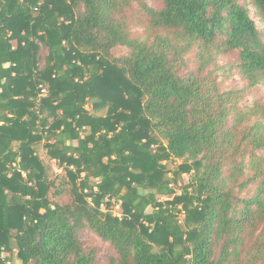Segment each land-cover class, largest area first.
<instances>
[{
	"label": "trees",
	"instance_id": "16d2710c",
	"mask_svg": "<svg viewBox=\"0 0 264 264\" xmlns=\"http://www.w3.org/2000/svg\"><path fill=\"white\" fill-rule=\"evenodd\" d=\"M154 2L0 0V264H97L84 231L106 264H264V27L242 0Z\"/></svg>",
	"mask_w": 264,
	"mask_h": 264
},
{
	"label": "rangeland",
	"instance_id": "374dc122",
	"mask_svg": "<svg viewBox=\"0 0 264 264\" xmlns=\"http://www.w3.org/2000/svg\"><path fill=\"white\" fill-rule=\"evenodd\" d=\"M143 3H145L149 7H157L154 0H142ZM246 4L247 10L249 12V16L254 20L258 28H263L264 25L260 22V15L259 13L253 8L251 5L250 0H242ZM137 4L133 5V8L131 9L130 13L134 16L135 20H138L141 17V11L139 10V7L136 6ZM134 36H137L141 32V28H133L132 30ZM113 55L115 57H121L127 53V50L125 48L118 47L113 50ZM46 52L44 49L39 54V66L41 67L44 64V56ZM224 60L220 61V64H224ZM225 86H230L233 89L241 88L243 86V83L239 80L237 76L232 77V79L225 84ZM254 100L263 101L264 100V87L258 86L254 88L251 92V95L245 98L246 102H251ZM95 102V99H89L87 101L86 110L90 115L94 116H106L107 113V107L105 108H99L97 110L94 109L93 104ZM37 154L41 158V160L49 166V177L51 179H55V184H59V178L63 175V172L54 164V162L48 161L46 157L45 150L38 146L37 148ZM182 163V160H173L168 163V178L170 181H172V174L171 171L175 169V167ZM189 180V177L187 175H181L179 177V180L177 182L172 183L173 187L179 189L181 186L187 184ZM54 190L50 191L49 198L53 202H59L60 200H65L66 197L64 195L62 196H56L54 195ZM161 200H164V197H160ZM114 214H118L119 211L117 208L113 210ZM80 240L82 241L83 247L85 249H94L97 251V264H106L110 257L115 256V252L112 249V247L105 242H102L96 235L91 233L90 231H84L80 235Z\"/></svg>",
	"mask_w": 264,
	"mask_h": 264
},
{
	"label": "built area",
	"instance_id": "2783aa9c",
	"mask_svg": "<svg viewBox=\"0 0 264 264\" xmlns=\"http://www.w3.org/2000/svg\"><path fill=\"white\" fill-rule=\"evenodd\" d=\"M46 95V89H41L40 96L43 97ZM118 208V207H117Z\"/></svg>",
	"mask_w": 264,
	"mask_h": 264
}]
</instances>
